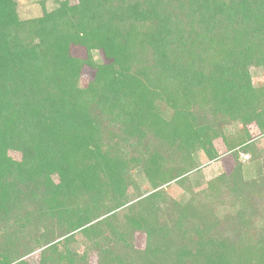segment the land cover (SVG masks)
Returning a JSON list of instances; mask_svg holds the SVG:
<instances>
[{
	"label": "trees",
	"instance_id": "obj_1",
	"mask_svg": "<svg viewBox=\"0 0 264 264\" xmlns=\"http://www.w3.org/2000/svg\"><path fill=\"white\" fill-rule=\"evenodd\" d=\"M39 3L0 0V264H264V0Z\"/></svg>",
	"mask_w": 264,
	"mask_h": 264
},
{
	"label": "rangeland",
	"instance_id": "obj_2",
	"mask_svg": "<svg viewBox=\"0 0 264 264\" xmlns=\"http://www.w3.org/2000/svg\"><path fill=\"white\" fill-rule=\"evenodd\" d=\"M17 2L19 5V14H20V17L22 19H29V18L40 16L42 14V6L39 3V0H17ZM52 5H53V3L51 1H49L47 4V6L49 8L52 7ZM95 57L99 61L102 60V54L99 52L95 53ZM252 75H253V83L255 86L258 87L264 83V77L260 71H258L257 69H253ZM87 76L88 75L85 73V77H87ZM240 127L241 126L239 124H232L229 127H227L228 128L227 132H229V131H232L233 133L239 132ZM257 135H258V133H256V132L253 133V136H257ZM218 146H219V143H218ZM220 152L223 153L224 149L221 148ZM201 160L203 162L207 161V160H205L204 156H202ZM240 161L243 164L244 173L247 176H251L253 163L250 162L249 156L242 155L240 157ZM222 171H223L222 160H218L217 162H213V163H209V164L206 163L201 167V169L198 172H195V173L190 175L188 182H190V184L194 187L195 186L197 187L199 184L204 185L207 180H209V179L213 178L214 176L220 174ZM134 173L136 174L135 175L136 179L138 180L140 185L143 187V189H146L143 177L140 178L136 171H134ZM196 181H198V182L196 183ZM170 187L171 188L169 189V191L171 193H173L174 197H177V196L182 195L184 193L182 189H179V188L174 189L175 188L174 185H172ZM183 195H185V194H183Z\"/></svg>",
	"mask_w": 264,
	"mask_h": 264
}]
</instances>
